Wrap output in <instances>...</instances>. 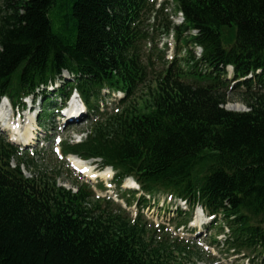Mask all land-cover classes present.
Wrapping results in <instances>:
<instances>
[{
  "label": "trees",
  "instance_id": "16d2710c",
  "mask_svg": "<svg viewBox=\"0 0 264 264\" xmlns=\"http://www.w3.org/2000/svg\"><path fill=\"white\" fill-rule=\"evenodd\" d=\"M157 33L172 34L174 55L152 77L142 46ZM64 72L54 96L77 92L94 118L60 153L99 159L118 189L132 177L139 189L119 190L138 213L87 183L58 185L60 169L38 170L0 137V264H187L189 243L161 237L141 211L157 194L185 201L176 228L200 206L222 217L230 246L264 261V0H0V100L40 96L43 125ZM104 90L123 97L101 109ZM237 90L247 110L224 107Z\"/></svg>",
  "mask_w": 264,
  "mask_h": 264
},
{
  "label": "rangeland",
  "instance_id": "374dc122",
  "mask_svg": "<svg viewBox=\"0 0 264 264\" xmlns=\"http://www.w3.org/2000/svg\"><path fill=\"white\" fill-rule=\"evenodd\" d=\"M163 1V0H157ZM169 5L166 17L173 23H180L181 18L177 13H172ZM167 44V47L163 44ZM154 46V47H152ZM171 46L172 38L171 36L165 38V36L159 35L158 33L154 36V39H148L146 43L143 44L142 48L144 52H147L150 48L153 50L152 59L153 66L149 68L150 75L152 77L157 76L162 68L165 66L166 62L170 60L171 56ZM196 54H198L199 49H195ZM162 55L163 58H158ZM228 77L232 75L231 69L226 68ZM70 75L64 72L61 78L56 79L53 83V87H48L47 91L52 93L49 94V101L53 104L50 106L52 115H50V120L40 125L37 121V117L34 119L35 114H43L42 109L45 106L44 99L40 96H34V100L29 106L26 104V109L19 112L20 117L16 118L15 123L9 121L11 124V132L6 129V122L3 123V127L0 122V137L11 141L13 144L17 145L19 150L23 152H29L33 156V161L36 164V168L40 171L54 172L58 169L61 171L56 173L58 185H62L66 188H74L75 183H87L94 190L95 195L110 198L114 203H118L122 208H125L130 216H134L137 212L136 204L127 206L125 199L121 197V191L119 189L124 188V186H119V189L115 187L114 184L109 183L111 181L113 172L108 178L98 177L96 179H91L87 173L80 172L73 169L68 159L62 158L59 154V142L62 141H79L85 136L90 126V118H94L89 113H86L84 106L80 103L77 95H74L75 103L79 104L82 112L80 118H76L74 122L68 125H63V118L60 119V112H56V107L62 103V100L55 97V93L52 89H56L60 85H63L67 79H70ZM104 90L102 96L99 99L100 108H104L106 104L110 101L118 100V98L123 95L119 92H110ZM140 94V93H138ZM228 110L233 111H244L247 108L245 102L243 101V95L241 92L234 91L228 94V102L224 105ZM70 107H67L69 111ZM4 110V109H3ZM64 110V111H65ZM85 110V111H84ZM90 115V116H89ZM64 117V116H63ZM89 117V118H88ZM36 121L33 123V121ZM34 125V135L35 138H29L28 146L23 144H18L14 142L17 138L19 132L25 134L26 128ZM13 126V127H12ZM37 129V130H36ZM16 130V131H15ZM32 133V132H31ZM20 140V139H17ZM37 152V153H36ZM14 165L13 161L11 162ZM92 166V167H91ZM91 169L96 168L97 165L92 162L89 166ZM26 176H32L35 167L31 169H22ZM102 183L103 188H100L96 184ZM139 195V194H138ZM149 197V196H147ZM143 210L144 217L147 220V225L152 229L156 230L161 237L166 236V240L172 242L177 238L181 244L189 243L190 251L186 253V256L182 258L187 261V264H264L261 257H256L253 253L245 250L244 248H234L229 245L228 233L229 228L226 226L225 221L219 215L217 217L207 216L204 212L202 213L200 208H196L192 213L191 220L185 227L175 228L174 221L180 218L181 210H186L187 205L180 203L179 200L167 196V194H157L155 200L151 201L150 206ZM158 236V235H156ZM158 238V237H157Z\"/></svg>",
  "mask_w": 264,
  "mask_h": 264
},
{
  "label": "bare ground",
  "instance_id": "6f19581e",
  "mask_svg": "<svg viewBox=\"0 0 264 264\" xmlns=\"http://www.w3.org/2000/svg\"><path fill=\"white\" fill-rule=\"evenodd\" d=\"M4 106H5V103H2L1 106H0V113L3 114L5 112V109H4ZM4 109V110H3ZM82 112L81 108L78 109L75 107V105H71L70 108H69V111L67 112V115L68 117L69 116H73L74 114L78 113V112ZM84 113V112H82ZM81 115H77L76 118H80ZM75 119H71L70 120V123L71 122H74ZM36 122L35 120L33 121V123ZM15 123V122H13ZM6 129L8 131V129L10 130L11 127L9 128V126H11V124H6ZM13 127V126H12ZM28 129V131H25V134L23 132H19L17 134V138L14 137V139H16L14 142L16 143H22L23 145L25 146H28L29 145V142L27 141V139L29 138H35V135H34V125L29 127V128H26V130ZM37 130V129H36ZM16 131V130H15ZM11 132V131H9ZM32 132V133H31ZM17 139H20V140H17ZM28 144V145H27ZM68 159V162L69 164L76 168L77 170H80L82 171L83 173H87V175L91 178V179H96L98 177H101V178H108L111 174V170L109 167H106L104 168L103 170L101 171H96L94 168H90L89 166L91 165V162L87 161H81L80 159L78 158H75L74 156H68L67 157ZM92 167V166H91ZM125 187H128V188H136L137 187V184L135 183L134 180H132L131 178H127L125 181H124V184H123Z\"/></svg>",
  "mask_w": 264,
  "mask_h": 264
}]
</instances>
